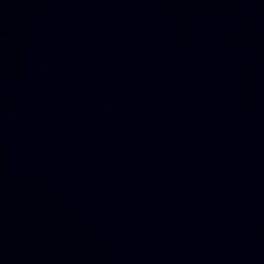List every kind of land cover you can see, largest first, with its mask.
<instances>
[{
	"label": "water",
	"instance_id": "water-1",
	"mask_svg": "<svg viewBox=\"0 0 264 264\" xmlns=\"http://www.w3.org/2000/svg\"><path fill=\"white\" fill-rule=\"evenodd\" d=\"M0 264H264V0H0Z\"/></svg>",
	"mask_w": 264,
	"mask_h": 264
}]
</instances>
